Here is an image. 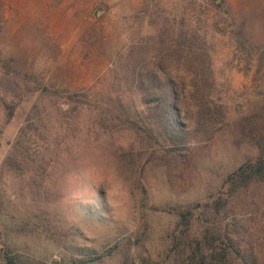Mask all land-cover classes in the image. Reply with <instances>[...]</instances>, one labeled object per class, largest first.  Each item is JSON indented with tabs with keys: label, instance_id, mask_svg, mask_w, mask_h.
I'll use <instances>...</instances> for the list:
<instances>
[{
	"label": "rangeland",
	"instance_id": "obj_1",
	"mask_svg": "<svg viewBox=\"0 0 264 264\" xmlns=\"http://www.w3.org/2000/svg\"><path fill=\"white\" fill-rule=\"evenodd\" d=\"M162 25L195 32L211 71L205 115L186 113L178 99L179 142L162 130L150 138L153 118L136 88L163 57L151 45ZM43 114L50 133L57 119L74 129L38 197L50 231L97 253L138 237L137 251L156 258L174 211L220 192L224 176L256 156L249 137L264 138V0H0V165L24 121L39 127ZM97 118L110 131L93 143ZM0 174V206L15 200L12 210H23L31 201L15 198L19 186ZM12 236L17 251L46 263L61 257L62 243Z\"/></svg>",
	"mask_w": 264,
	"mask_h": 264
},
{
	"label": "trees",
	"instance_id": "obj_2",
	"mask_svg": "<svg viewBox=\"0 0 264 264\" xmlns=\"http://www.w3.org/2000/svg\"><path fill=\"white\" fill-rule=\"evenodd\" d=\"M197 39L195 32L178 29L174 34L168 26H158L151 45L159 52L156 57L160 54L163 57L160 56L156 69L147 71L146 80L138 81L136 87L140 102L148 107L153 118L146 129L150 138L159 139L162 130L169 140L181 141L186 130L180 120L178 99L186 113L193 110L199 116L207 113L205 90L208 80L212 85L211 71L206 65V50L198 45ZM164 60L176 62L182 68L172 71L169 66H163ZM125 109L135 110L128 104ZM40 116L36 121L39 127L29 119L19 127L0 165L9 182L19 186L14 197L31 201L23 210H12L14 199L0 206V264H264V138L249 137L248 145L256 149V156L227 173L220 192L174 211L175 221L165 236V248L156 258L150 251H137L136 247L143 242L131 236L122 237L97 253L87 246L66 243L53 234L49 229V212L38 204L45 177L55 169L49 163L67 153L72 145L69 139L74 137L71 123L54 119L57 122H51L50 133L43 125L49 121L47 116ZM100 124L97 118L95 130L89 136L93 143L99 142L100 136L108 135L109 129L102 132ZM241 204L249 210H260L258 228L252 218L253 211H246L248 216L239 212ZM257 233L259 238L255 236ZM12 235H35L62 243L61 257L46 263L27 252L17 251ZM62 237H73V234Z\"/></svg>",
	"mask_w": 264,
	"mask_h": 264
}]
</instances>
